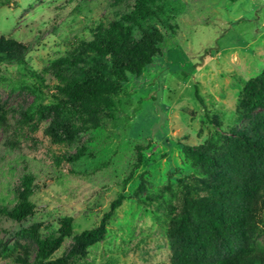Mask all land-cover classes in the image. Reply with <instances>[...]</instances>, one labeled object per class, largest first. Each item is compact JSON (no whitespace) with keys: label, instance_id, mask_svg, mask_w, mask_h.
Instances as JSON below:
<instances>
[{"label":"rangeland","instance_id":"rangeland-1","mask_svg":"<svg viewBox=\"0 0 264 264\" xmlns=\"http://www.w3.org/2000/svg\"><path fill=\"white\" fill-rule=\"evenodd\" d=\"M133 3L0 0V38L14 40L23 60L0 62V208L16 203L25 174L33 176L34 204L21 221L0 213V264L33 261L36 246L19 230L36 226L47 235L69 216L73 231L51 258L66 255L73 235L96 225L122 189L104 238L71 264L169 263L170 217L191 177H204L182 145L221 150L241 126L242 87L264 67V0H164L143 24L162 33V53L128 77L113 117L92 126L72 110L54 116L55 63ZM138 145L142 162L128 177ZM249 238L264 252V207Z\"/></svg>","mask_w":264,"mask_h":264},{"label":"trees","instance_id":"trees-1","mask_svg":"<svg viewBox=\"0 0 264 264\" xmlns=\"http://www.w3.org/2000/svg\"><path fill=\"white\" fill-rule=\"evenodd\" d=\"M163 1L134 0L129 11L98 24L79 51L55 63L54 116L72 110L92 126L103 115L113 117L116 95L128 77L139 76L162 53V33L154 25L143 24L162 12ZM1 61L22 63V52L14 40L0 38ZM197 90L195 86L200 101ZM239 105L237 120L242 124L225 139L221 150L182 145L204 177H191L179 212L170 217L166 233L172 253L167 264H264V252L256 250L249 238L258 209L264 207V67L243 85ZM142 149L136 146L128 177L140 166ZM32 181L33 176L23 175L16 203L10 209L0 208V213L14 221L32 215ZM141 187L140 183L137 189ZM124 197L122 189L98 223L75 233L67 254L57 258L51 255L62 238L72 233L71 217H63L58 228L47 235L36 226L19 230L17 235L34 242L36 250L33 261L19 257L17 263L71 264L74 258L85 256L88 245L104 238L108 221Z\"/></svg>","mask_w":264,"mask_h":264}]
</instances>
